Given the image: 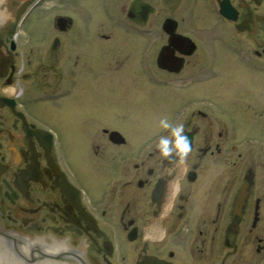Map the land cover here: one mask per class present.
Segmentation results:
<instances>
[{"label":"flooded vegetation","instance_id":"flooded-vegetation-1","mask_svg":"<svg viewBox=\"0 0 264 264\" xmlns=\"http://www.w3.org/2000/svg\"><path fill=\"white\" fill-rule=\"evenodd\" d=\"M143 72L183 159L95 108L143 110ZM0 228L52 264H264V0H0Z\"/></svg>","mask_w":264,"mask_h":264},{"label":"rangeland","instance_id":"rangeland-1","mask_svg":"<svg viewBox=\"0 0 264 264\" xmlns=\"http://www.w3.org/2000/svg\"><path fill=\"white\" fill-rule=\"evenodd\" d=\"M97 20H101V19L99 18ZM102 21L105 23L108 22L105 17L102 18ZM138 52L139 51L137 48L129 49L128 54L131 56H134V55H138ZM121 56H124V52L122 53ZM111 71H112V74H116V73H113V71H115L114 69H112ZM143 74H144L143 77L138 76L139 80H137L140 83V88H141V91L143 92V100H144L143 110L139 106L140 105L139 100L140 101L142 100V96L137 101V97H139L137 95L139 93L138 91L133 90V91L124 92L125 90L121 89L124 92L122 93L120 88L116 87V85L113 83H110V84L103 83L101 86H99L100 83L97 84L96 86L97 88L95 89V92L93 94V103L95 105L96 110L99 113L103 115L106 114V117H109V119L111 120V124H114L115 126H117L119 130L122 129L124 134H125L124 130H126L127 134L131 136L130 138L134 139L133 137L135 136L137 137L138 132L140 134L141 130L144 129V132L142 134L146 136L144 137V139L146 140L148 137H150L151 132H156L158 129L159 130L162 129L160 127L149 128V127H146V124H149L153 121H158L161 117H164V116H166L170 121L176 119V117L174 116V112H172L173 109L169 110L168 108V106L172 105L173 103L170 95L172 96L171 90L173 89L174 85H172L168 80L163 79V78H160L158 81L156 80L153 81L149 79V77L145 75L144 72ZM112 78H115V76L113 75ZM132 82L133 81L129 79L127 81V86L130 89H131ZM116 83H119V82H116ZM110 89H116V91L118 92V95L111 96ZM41 103H43V105H45L46 103L50 106L52 104L50 101H44ZM116 109L121 110L122 120L116 117L118 115L116 113ZM145 110H148V111H145ZM155 110L157 111L153 112ZM147 114H151V117H149ZM178 114L179 113H176V116ZM142 116L143 118H141ZM149 118L150 120H148L145 123V120ZM137 119L139 120L143 119L142 123L144 124L142 125L140 124V126L139 124L137 125ZM147 132H150V133L147 134ZM81 139L82 138L79 135L77 137V140L81 141Z\"/></svg>","mask_w":264,"mask_h":264},{"label":"clouds","instance_id":"clouds-1","mask_svg":"<svg viewBox=\"0 0 264 264\" xmlns=\"http://www.w3.org/2000/svg\"><path fill=\"white\" fill-rule=\"evenodd\" d=\"M158 126L162 129L170 130V135L161 136L157 144V148L164 157L178 154L183 159L192 151L191 139L185 131V125L183 123L173 125L164 116L158 120Z\"/></svg>","mask_w":264,"mask_h":264},{"label":"water","instance_id":"water-1","mask_svg":"<svg viewBox=\"0 0 264 264\" xmlns=\"http://www.w3.org/2000/svg\"><path fill=\"white\" fill-rule=\"evenodd\" d=\"M0 231L4 230L0 228ZM40 252H45L49 255L54 254L55 250H43L29 246V243L20 244L13 248L7 235L0 232V264H52L42 262L45 256Z\"/></svg>","mask_w":264,"mask_h":264}]
</instances>
